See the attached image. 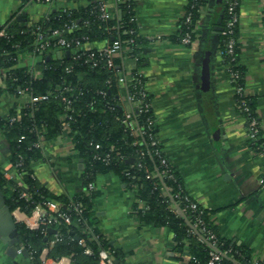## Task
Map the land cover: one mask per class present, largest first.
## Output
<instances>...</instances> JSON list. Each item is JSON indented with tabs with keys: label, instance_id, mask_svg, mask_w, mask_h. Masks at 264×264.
<instances>
[{
	"label": "trees",
	"instance_id": "1",
	"mask_svg": "<svg viewBox=\"0 0 264 264\" xmlns=\"http://www.w3.org/2000/svg\"><path fill=\"white\" fill-rule=\"evenodd\" d=\"M228 1L223 11V26L229 18ZM20 2L24 7L34 1ZM113 2L115 11L105 20L100 18L97 3L88 0L86 5L77 9L50 12L31 26L17 21L16 13L0 26V98L4 94L18 98L19 91L25 89L32 97L47 96L46 100L32 104L16 103L7 116L0 117V130L9 145L10 164L16 169L21 183L18 185L7 180L0 173V190L5 205L10 212L17 209L30 215L36 205L52 201L60 206L62 213L76 220L71 225L51 220V224L40 225L35 230L16 223L21 247L28 254L29 264H41L40 255L45 249H48L47 258L59 260L67 257L70 264H98L99 259L107 253H112L114 262L123 264L122 253L110 247L95 228V192L88 185H94L96 177L104 174L116 175L126 190L134 193L131 210L141 224L164 227L170 232L178 261L186 255V264H208L213 243V248L224 253L221 260L214 264H263L253 262L243 246L230 244L223 239L200 205L196 211L190 210L189 204L194 200L186 192L160 143L157 141L151 145L152 139H157L145 78L136 73L124 77L126 87L121 89L117 85L120 77L116 68L118 60L114 58L113 67L109 69L98 54H94L92 59L81 52H78L77 58L72 56L70 50L77 44L113 41L120 43L126 55H138L143 42L136 30V1ZM204 2L188 0L186 12L190 21L184 23V18L181 20L173 42L180 44L186 33L194 39L193 30ZM235 2L234 12L238 15L239 0ZM237 24L233 30L235 60L229 62L230 58L223 56V62L227 71L236 75L232 85L236 90L240 88L241 92L235 94V102L246 124L254 119L258 125L254 101L243 94L244 71L237 60ZM71 25L76 28L67 31ZM54 30L63 32L62 37L69 47L60 49L55 46L56 52L60 53L58 57L53 50L34 52L36 37L39 34L49 37ZM220 38L222 51L225 38L221 33ZM67 51L70 53L66 54ZM20 53H32L39 60L34 66L22 67L19 65ZM142 93L144 97L139 107L130 112L145 135L135 138L129 128L122 124V119L127 111V97L134 95L138 99ZM63 99L69 101L68 106ZM146 104L149 107L145 109ZM17 116L18 119L10 121ZM65 126L68 127L67 137L72 150L82 165V191L72 197L51 194L35 180L31 168L32 163L43 158L44 145L61 137ZM259 135L260 132L256 141H250L253 149L260 146ZM96 145L98 149H95ZM129 159L132 160L131 164L126 163ZM162 160L165 165L161 164ZM22 194L27 197H22ZM198 217L204 223L203 231L200 228L192 229ZM47 229L55 230V234L48 235ZM210 234L215 240L211 243L206 241ZM55 237L58 240L49 248V242ZM44 238L47 240L44 241ZM80 240L84 241V246L78 244ZM85 248L90 250V254H84Z\"/></svg>",
	"mask_w": 264,
	"mask_h": 264
},
{
	"label": "crops",
	"instance_id": "2",
	"mask_svg": "<svg viewBox=\"0 0 264 264\" xmlns=\"http://www.w3.org/2000/svg\"><path fill=\"white\" fill-rule=\"evenodd\" d=\"M113 14L114 0H106ZM135 24L142 39L141 51L116 56L121 77L142 75L150 96L155 137L186 192L207 212V218L230 244L243 246L253 262L264 264V0H239L237 24L238 66L244 71L243 94L254 101L260 146L253 149L247 137L245 117L235 102L220 58V32L226 0H205L187 46L172 41L179 31L188 0H135ZM82 1L59 0L52 4L0 0V26L13 14L33 25L48 13L70 10ZM106 42L92 44L101 48ZM58 52L55 55L58 57ZM20 66L38 62L32 53H20ZM122 89V88H121ZM21 103L4 94L0 111L6 116ZM43 158L31 164L35 180L53 195L72 197L82 191L81 161L72 150L64 130L46 143ZM0 173L18 182L10 164L9 145L0 130ZM93 190L96 230L108 245L120 251L123 264H186L177 260L170 232L141 224L132 213L134 193L126 190L114 174L98 175ZM16 223L35 230V219L19 210L11 212ZM18 264H29L22 257ZM47 264H70L67 257ZM0 264H12L0 241Z\"/></svg>",
	"mask_w": 264,
	"mask_h": 264
},
{
	"label": "built area",
	"instance_id": "3",
	"mask_svg": "<svg viewBox=\"0 0 264 264\" xmlns=\"http://www.w3.org/2000/svg\"><path fill=\"white\" fill-rule=\"evenodd\" d=\"M33 1H34V3H37V4H52V3H55L59 0H33ZM76 1H78V2L82 1L84 3V5H86L88 3V0H76ZM91 1H94L97 3L98 12H99L101 19L105 20V19H108L110 17V15L112 14L110 11L111 5L109 3H107L106 0H91ZM236 4L237 3L235 2V0H229L228 1L229 18L225 22V24H224V26L220 32L221 35L225 38L224 49L219 52V55H220V58L222 59V62H223V56L229 57L230 58L229 62H233L235 60L234 49H235L236 42L233 38V32H234L233 30H234V26L238 23V15L235 14V12H234ZM112 7L114 8V5H112ZM61 9L70 10L66 7L61 8ZM189 21H190V16L187 12H185L184 23H188ZM75 28H76L75 25H71L70 27L67 28V31H72ZM62 33H63L62 31L54 30V31H52V33L49 37L39 34L36 37L35 42L33 44L34 52L42 53V52L47 51V50L56 51L55 46L60 48V49L61 48H68L69 43L62 37ZM51 41H54V43H53L54 45L51 44ZM191 42H192L191 35L189 33H186L181 38L180 45L187 46ZM70 51H71V54L74 58L78 57V52L87 53L88 57L90 59H92V57H94V54H98V56H100L104 59L107 67L110 69L113 67V59L116 58V56L120 53L121 47H120V43L118 41L106 43L101 48H96L90 43H84L82 45L77 44ZM67 52H69V51H67ZM57 54H58V56L60 55L59 52ZM93 65H96V63H94ZM226 69H228V68H226ZM227 73L229 75L230 83L232 84L236 75L233 73H229L228 71H227ZM117 85L119 88L126 87L125 78L120 76L117 80ZM240 92H241V89L238 88L236 90V93H240ZM143 97H144L143 93H142L141 97H139L138 99L134 95L127 97V102H126L127 111L124 113V116L122 119V124H124L126 127L129 128L131 135L134 136L135 138L145 135V131L141 130V128L137 126L136 122L132 118V114H131L130 110L137 109L139 107V104L141 103V98H143ZM18 98L20 99V101H22V104H32V103H35L37 101L46 100L47 96L32 97L29 94V92L25 89V90L19 91V97ZM63 101L65 102V105H67V106L69 105L68 100L63 99ZM149 105L151 106V102ZM149 105L146 104L144 106V108L145 109L148 108ZM244 111L247 112L248 110L245 108ZM0 117H5L2 115L1 111H0ZM16 119H18V116L15 118H11L10 121L13 122ZM247 128H248V132H247L248 140L251 142L256 141L257 135L259 134V126L257 125L256 121L254 119H251L247 125ZM65 130L68 131L67 126H65ZM156 143H157V140L152 139L151 145L153 146ZM98 148H99V146L96 145L95 149H98ZM161 164L165 165V161L162 160ZM15 172H16V169H15ZM16 175L19 177L17 172H16ZM19 179H20V177H19ZM17 184L21 185L20 181H18ZM260 184H264V174H263V177L260 179ZM88 188L93 189V185H88ZM22 197H27V196H26V194H22ZM185 200L188 201V199H185ZM189 208L192 211H196L198 209V203L196 201L190 202ZM77 212L80 213L79 210H77ZM201 213L202 212H200V214ZM30 215H32V217L35 219L34 226L36 227V229L40 225L51 224V220L54 222L59 220V221H62L63 223H65L66 225L74 224L76 221V220L71 219L66 214L62 213L60 210V206L57 203L52 202V201H47V202H44L42 204L36 205ZM203 226H204L203 221L198 217V218H196L194 224L192 225V229L196 230V229L200 228V230L203 231L204 230ZM57 240H58V238L55 237L54 240L49 242L48 247L51 248L53 246L54 242ZM206 241H209V242L215 241L214 236L210 234L208 236V238L206 239ZM78 244L80 246H84V241L80 240L78 242ZM211 244L213 245V243H211ZM212 245L210 246L211 247V250L209 252V258L210 259H209L208 264L218 263L221 260V258L224 256V253L217 251L215 248H213ZM21 249H22V247L18 250V255L20 254ZM47 251H48V249L43 250V252L40 255L41 264H47V259H49V258H47ZM84 254H86V255L90 254V250L88 248H85ZM54 261H56V260H53V263H55ZM98 264H115L114 259L112 257V253H107L103 257H101L99 259Z\"/></svg>",
	"mask_w": 264,
	"mask_h": 264
},
{
	"label": "water",
	"instance_id": "4",
	"mask_svg": "<svg viewBox=\"0 0 264 264\" xmlns=\"http://www.w3.org/2000/svg\"><path fill=\"white\" fill-rule=\"evenodd\" d=\"M119 16V13H118ZM221 30V29H219ZM68 54V52H66ZM127 164H131L132 160L126 161ZM48 235H54L55 230L47 229ZM47 239L44 238V241ZM0 241L6 246V256L12 261V264H18L17 258L22 257L25 260L28 259L27 252L22 248L18 255V250L21 248V242L16 230V224L12 218L11 212L5 205L4 196L0 190ZM115 264L117 262L115 261Z\"/></svg>",
	"mask_w": 264,
	"mask_h": 264
}]
</instances>
